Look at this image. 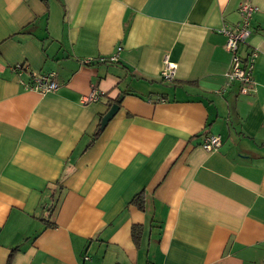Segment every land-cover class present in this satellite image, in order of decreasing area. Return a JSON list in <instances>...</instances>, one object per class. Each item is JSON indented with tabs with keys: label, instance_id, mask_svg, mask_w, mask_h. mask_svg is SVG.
I'll list each match as a JSON object with an SVG mask.
<instances>
[{
	"label": "crops",
	"instance_id": "1",
	"mask_svg": "<svg viewBox=\"0 0 264 264\" xmlns=\"http://www.w3.org/2000/svg\"><path fill=\"white\" fill-rule=\"evenodd\" d=\"M242 1L0 0V264H262L264 0L246 93L221 32Z\"/></svg>",
	"mask_w": 264,
	"mask_h": 264
},
{
	"label": "built area",
	"instance_id": "2",
	"mask_svg": "<svg viewBox=\"0 0 264 264\" xmlns=\"http://www.w3.org/2000/svg\"><path fill=\"white\" fill-rule=\"evenodd\" d=\"M238 12L240 15V22L236 26V29H229L225 28L221 30V32H224L226 36V42L225 47L230 52L231 60L229 64V68L227 71V82L231 83L234 81L240 82V92L246 93L249 90H251V84H253L252 79V66H253V60L255 58V51H250V55L247 61V64L244 65L241 57L239 56V48L244 42L246 41V38L248 37L250 30V21L251 16L254 14V12L257 10V7L251 4L249 0H243L240 4H238ZM116 56L111 57H100L98 61L100 62H113L116 61ZM24 64H16L14 66V69L18 75H20V72L24 68ZM174 71H175V64L168 61L165 57L163 59V67L160 71V76L165 80H172L174 77ZM21 83L24 85L26 89L29 90H35L39 93H46L55 91L58 87V83L55 79V73L54 72H48L43 74H35L32 73L29 75V79L26 81L21 80ZM97 93L92 92L85 101H92L97 98ZM221 144V138L219 135L209 134L206 135L202 140V147L206 151H212L217 149ZM262 264H264V257Z\"/></svg>",
	"mask_w": 264,
	"mask_h": 264
},
{
	"label": "trees",
	"instance_id": "3",
	"mask_svg": "<svg viewBox=\"0 0 264 264\" xmlns=\"http://www.w3.org/2000/svg\"><path fill=\"white\" fill-rule=\"evenodd\" d=\"M240 54V53H239ZM248 55H250V52H249V54ZM248 55H246V57L245 58H243L242 56H240L241 57V60H242V62H243V64L244 65H246L247 64V61H248V58H249V56ZM252 79H253V76H252ZM251 79V80H252ZM254 82V81H253ZM253 84H251V86H252ZM252 88V87H251ZM99 125H100V122H99ZM101 130L99 129V126H98V128H97V133H96V135L97 134H99V132H100ZM143 193H140L139 195H137L134 199H133V203H135L137 206H138V208L139 209H143V204H144V200H143V195H142ZM53 207H54V205L52 204L51 206H50V211L52 212L53 210ZM132 234H133V237H134V239L135 240H137V238H138V236H139V234H140V232H139V230H138V227H133V230H132ZM12 255V254H11ZM11 255L9 256V258H8V263H9V261H10V258H11ZM7 263V264H8Z\"/></svg>",
	"mask_w": 264,
	"mask_h": 264
},
{
	"label": "water",
	"instance_id": "4",
	"mask_svg": "<svg viewBox=\"0 0 264 264\" xmlns=\"http://www.w3.org/2000/svg\"><path fill=\"white\" fill-rule=\"evenodd\" d=\"M122 96L120 95L117 102L110 105L106 113L101 117L99 129L103 130L107 123L114 117L119 109V102L121 101Z\"/></svg>",
	"mask_w": 264,
	"mask_h": 264
}]
</instances>
